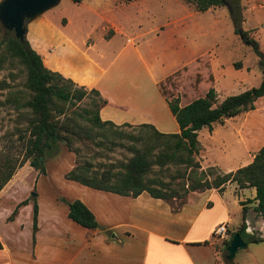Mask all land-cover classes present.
Instances as JSON below:
<instances>
[{
	"label": "crops",
	"instance_id": "0c3cea01",
	"mask_svg": "<svg viewBox=\"0 0 264 264\" xmlns=\"http://www.w3.org/2000/svg\"><path fill=\"white\" fill-rule=\"evenodd\" d=\"M143 1L118 6L110 3L105 19V14L97 10L113 32L110 37L99 34L100 41H106L104 49L88 37L78 42L62 31L66 26H58L44 15L27 26L26 39L46 68L99 93L106 101L99 110L101 121L116 126L146 124L162 134H178L177 121L158 85L206 53L213 69L211 52L217 42L212 40L205 46L204 39L218 30L220 19H229L233 25L231 10L224 5L197 12L182 0H156L163 19L154 12L145 15L144 21V16L137 17L130 10V6ZM240 4L244 19L247 11L260 10L259 14L264 16V0H240ZM233 34L236 35L234 29ZM239 68L242 70L244 64ZM213 79L215 85L214 71ZM214 89L216 92V86ZM256 104L257 101L252 111L213 124L211 131L207 128L199 131L198 159L202 169L217 167L228 173L252 162L261 148L249 149L241 136L250 137L256 132V125L249 120L257 112ZM230 124H234L235 144L243 146L245 156L237 155L235 150L229 157L228 149H224L223 154L231 161L229 166L219 167L203 153L205 147H214L218 128ZM202 135L206 136L205 145L200 141ZM75 166L74 156L62 171V177ZM21 172L14 174L0 191V264H227L225 243L241 226L243 208L245 237L263 241L246 244L236 254L233 264H264V220L254 211L257 205L254 188L238 189L232 183L222 193L216 189L191 192L180 210L173 212L167 202L146 192L125 197L66 180L68 202L81 201L97 221V229L90 230L68 218L67 205L41 202L40 196L33 203L27 196H19L16 186ZM22 202L26 204L20 205ZM34 204L36 230L33 229ZM222 224L228 230L224 239L214 234Z\"/></svg>",
	"mask_w": 264,
	"mask_h": 264
},
{
	"label": "trees",
	"instance_id": "16d2710c",
	"mask_svg": "<svg viewBox=\"0 0 264 264\" xmlns=\"http://www.w3.org/2000/svg\"><path fill=\"white\" fill-rule=\"evenodd\" d=\"M71 1L79 3L81 0ZM182 1L197 12L216 9L225 4L229 6L234 33L240 36L242 41L249 45L260 58L259 65L263 75L260 85L238 95L228 96L219 103L214 89L210 56L206 53L158 85L161 95L166 99L177 121L180 130L178 134H162L153 126L146 124L116 126L111 122L101 121L99 110L106 101L96 90H88L64 78L58 72L49 70L25 37L16 39L14 34L6 33L0 39V71L5 69L7 61L10 67H14L15 63L23 66L25 82L22 87L17 88L10 85V82L1 80L0 91H7L5 103L12 105L19 112L18 115L25 118V128L18 131V139L25 142V153L23 161L17 165H12L9 161L0 164V191L10 181L17 168L22 167L27 161L30 167L44 173L43 159L52 156L57 151L58 144L63 143L76 157V166L64 175L66 180L125 197H137L146 192L154 199L167 202L173 212L180 210L191 192L216 189L222 193L227 184L234 183L238 189H255L257 205L254 211L264 220V145L255 154L250 164L228 173L221 172L217 167L202 169L198 159L199 131L203 128L211 131L215 123L221 124L226 119L254 110L255 102L264 97V54L248 32L241 29L243 16L240 0ZM25 30L27 32L26 27ZM8 76L13 82L16 74L10 72ZM179 88H182L185 94L188 91L193 95V98L184 106H180V98L177 96ZM89 94L94 96L92 108L78 113V103ZM183 96L186 97V95ZM78 119L103 133L128 128L137 130L143 135L128 137L132 142V145L128 147L132 157L127 163L120 165V171L111 173L113 168L111 166L101 172L93 170L87 162L80 163L79 151L72 147L75 138L80 140L84 137L92 140L89 133L80 131ZM95 144L98 147L104 145L102 141ZM137 144H141L142 148H137ZM154 168L161 173L172 170L174 173L168 181H163L158 177H149ZM211 176H214L213 179ZM173 200H180V202L175 206L172 203ZM25 204L26 202L20 203V205ZM244 204L241 203V205ZM68 209L70 220L83 228L97 229L98 224L94 215L81 201L75 200L69 203ZM242 220L241 226L235 233L245 239L246 244L263 241L261 238L245 237L244 208ZM36 221L37 206L34 204V230H36ZM229 241L225 243L226 246Z\"/></svg>",
	"mask_w": 264,
	"mask_h": 264
},
{
	"label": "rangeland",
	"instance_id": "374dc122",
	"mask_svg": "<svg viewBox=\"0 0 264 264\" xmlns=\"http://www.w3.org/2000/svg\"><path fill=\"white\" fill-rule=\"evenodd\" d=\"M111 1L112 0H81L79 3H74L71 0H54L50 8L37 16L27 18L25 20V27L27 29L29 24L44 15L52 23L58 26H66L62 31L78 42L88 37L100 48L104 49L106 47V41H100L99 34L101 33L103 37H110L113 33L111 27H109L107 23H103V20L108 17L105 13L108 6L110 3L118 6L123 3L129 4L134 2V0ZM154 1L156 0L143 1L142 4L139 2V5L135 4V6H130V10L135 11V14H138L136 15L137 17L144 16V21L147 20L145 15H150L154 12L155 15L163 19L164 16L160 10H158V6ZM147 3L150 4L147 5ZM97 10H99L101 14H105L103 15L104 19L99 16ZM258 11L260 10H256L253 13L246 12L245 19L243 18L241 22V29L248 32L249 36L259 44V48L264 54V16L259 14ZM149 22H151V20H149ZM233 29L234 25H232L229 19H220L218 30L212 32L209 38L204 39V41H206L205 46H209L212 40H216L217 42L215 49L211 52V57L213 64L212 72L214 71L216 78V84L214 86H216L217 99L219 102L228 96L238 95L240 91L243 92L247 89L258 87L263 79L262 69L259 65L260 58L249 45L241 40L240 36L233 34ZM6 33L14 34V32L0 20V39L3 38ZM116 41H119V38H117ZM242 63L244 64V68L241 70L239 67H241ZM9 64L10 63L7 61L5 63L6 70L0 71V81L6 80L14 87H22L25 82V70L23 66L15 63L14 67H10ZM236 65H238V67H236ZM10 72L16 74L13 82L9 80L8 74ZM6 93L7 91H0V164L4 161H9L12 165H17L23 161V155L25 153V142L18 139V131L25 128V118L19 116V112L16 111L12 105L5 103ZM183 95H186V97ZM177 96L180 98L181 104L188 103V101L193 98V95L188 91L185 94L182 88L177 90ZM93 99V95H86L83 100L78 103L77 112L81 113L83 110L91 109ZM256 109L257 112L249 119L256 125V132L250 137L241 136L245 145L251 150L261 148L264 142V97L257 100ZM77 122L80 124L79 129L82 133L86 131L92 136V140H87L84 137L80 140L77 138L73 140V149L79 151V162H87L91 165L93 170L101 172L111 166H113L111 173L115 174L120 171V165L127 163L132 157V153L128 150L132 142L128 137L130 135H143L137 130L128 128L118 129L116 132H114V130H109L103 133L91 127L81 119H78ZM254 124L252 125L254 126ZM247 125L250 126L249 124ZM218 130L213 145L214 147L209 149L205 147L206 150L203 154L209 161L217 162L219 167H225L229 166V161L231 160L226 159V155L222 152L224 149H228V156L235 150L237 155L239 154L241 157H244L245 153L242 145L235 144L234 138L236 134L233 133L235 131L234 124H230L227 128L219 127ZM99 141H102L104 145L100 147L96 146L95 143ZM200 141L203 145L207 144L206 136L202 135ZM222 141H224V148L221 147ZM136 147L142 148V145L137 144ZM73 155L74 154L67 149L65 144L60 143L58 144L57 151L52 156L43 159L44 173H40L32 167V169L27 167L30 166L29 162H25L22 167L17 168L15 171L16 174L27 167L19 176L16 193L19 196H27L33 203H36V200H38L40 196L41 202L45 200L46 202H57V205L60 207L69 206L70 202H68V198H70V195L67 193L64 184L66 179L64 176L62 177L61 173L67 168L71 161V157L75 156ZM238 157L239 156L236 157V160L239 159ZM40 161H42V158H40ZM173 173V170L161 173L154 168L149 177H158L163 181H168ZM214 176H211V178L213 179ZM179 202L180 200L172 201L175 206L179 204ZM219 255L220 258H222L223 253Z\"/></svg>",
	"mask_w": 264,
	"mask_h": 264
},
{
	"label": "water",
	"instance_id": "95a60500",
	"mask_svg": "<svg viewBox=\"0 0 264 264\" xmlns=\"http://www.w3.org/2000/svg\"><path fill=\"white\" fill-rule=\"evenodd\" d=\"M53 3L54 0H2L0 20L14 32L16 39H23L27 33L24 27L25 20L39 15ZM245 248V241L238 233H234L225 248L224 257L227 263H231L237 252Z\"/></svg>",
	"mask_w": 264,
	"mask_h": 264
},
{
	"label": "built area",
	"instance_id": "2783aa9c",
	"mask_svg": "<svg viewBox=\"0 0 264 264\" xmlns=\"http://www.w3.org/2000/svg\"><path fill=\"white\" fill-rule=\"evenodd\" d=\"M227 226L225 224H222L220 226L217 227V229L215 230L214 234L221 238L224 239L227 236Z\"/></svg>",
	"mask_w": 264,
	"mask_h": 264
},
{
	"label": "clouds",
	"instance_id": "9594fccd",
	"mask_svg": "<svg viewBox=\"0 0 264 264\" xmlns=\"http://www.w3.org/2000/svg\"><path fill=\"white\" fill-rule=\"evenodd\" d=\"M248 231L251 232V228H249Z\"/></svg>",
	"mask_w": 264,
	"mask_h": 264
}]
</instances>
